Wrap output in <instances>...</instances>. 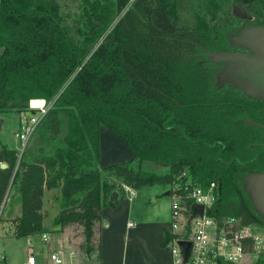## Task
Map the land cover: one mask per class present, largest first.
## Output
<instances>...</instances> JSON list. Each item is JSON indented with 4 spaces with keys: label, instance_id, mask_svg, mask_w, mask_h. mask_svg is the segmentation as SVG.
Instances as JSON below:
<instances>
[{
    "label": "trees",
    "instance_id": "obj_1",
    "mask_svg": "<svg viewBox=\"0 0 264 264\" xmlns=\"http://www.w3.org/2000/svg\"><path fill=\"white\" fill-rule=\"evenodd\" d=\"M79 2L74 15L64 0H0V100L17 98L24 107L31 96L53 99L40 121L47 138L59 130L58 109L68 119L64 145L52 153L40 151L27 161L17 158L16 148L0 147L6 162L0 201L5 194L4 204L13 197L18 202L12 235L41 232V194L56 187L58 229L78 222L83 248H99L96 220L113 186L101 169L88 168L99 152V123L132 148L128 161L102 166L106 173L139 187L169 183L185 167L198 181L218 180L211 205L217 217L237 214L264 223L244 185L249 173L264 171V125L251 121L264 123V99L216 83L202 60L208 44L230 42L244 18L209 23L203 16L200 31H193L177 25L176 0ZM241 2L253 3L264 25V0ZM145 161L167 169H144Z\"/></svg>",
    "mask_w": 264,
    "mask_h": 264
},
{
    "label": "rangeland",
    "instance_id": "obj_2",
    "mask_svg": "<svg viewBox=\"0 0 264 264\" xmlns=\"http://www.w3.org/2000/svg\"><path fill=\"white\" fill-rule=\"evenodd\" d=\"M67 3L68 9L74 15H78L77 5L79 0H64ZM126 6H124L125 8ZM123 8V10H124ZM254 4H245L241 0H176V23L182 27H187L193 31H200L202 27L201 17L204 16L207 22L212 23L214 20H218L221 17H233L234 9L239 12H245L246 16L243 18L242 27L239 31L234 32L230 42L218 43L213 41L209 43L210 50H237L240 53H249V57H223L214 55H206L203 58V69L207 72H211L215 75V82L220 85L230 84L236 86L238 89L248 95L260 96L264 99V34L260 38L262 46L258 45V42H250L249 40L257 39L260 37L259 33L255 32L258 26H262L259 23L257 15H255ZM119 10L113 17V20L109 23V26L116 20V18L122 13ZM73 19V17H69ZM247 26L248 29L246 30ZM244 31H242V30ZM264 33V31H262ZM257 33V34H256ZM242 34V35H240ZM259 42V43H260ZM22 101L13 97H6L0 100V116L4 118L2 128L0 127V147L5 142L8 146H16L18 152H20V158L31 161L34 155L40 151L43 153H52L54 149L59 145V142H63V135L67 128V113L61 109L59 111L60 116V129L56 138L48 139L43 134L38 135L42 131V126L36 125V128L28 135L22 144L18 143V140L13 137V130L16 124L17 114L23 108L21 106ZM42 133V132H41ZM40 133V134H41ZM60 139V140H59ZM134 165L135 162L131 161ZM109 164V163H108ZM164 166L160 163L147 162L141 167L153 170L155 172H164ZM167 167V166H166ZM258 179V180H257ZM260 178L252 179V183L255 186V190L258 196L262 199L264 196V189L260 184ZM245 182V179H244ZM255 182V183H254ZM44 193L43 203L41 205L43 216V224L48 226L55 223L53 217L60 208V196L56 187H46ZM18 212V202L13 197L12 200L3 204L0 212V222L4 225L5 230H0V253L5 254V260H0V264H19L22 257L25 255V243L30 239L32 248L34 251L43 252L49 250V240H41L40 234L24 235L20 237L12 236L13 229V214ZM56 224V223H55ZM253 226L256 228V232L262 237V245L258 250L248 253L241 264H261L260 259L264 257V223L255 220ZM51 229L52 227H42V229ZM58 227H54V229ZM44 229V230H45ZM65 234V239L69 241L66 248L73 247L76 249V257L73 264H95L97 249L86 250L84 249L83 230L80 223L66 224L62 229ZM40 255V254H39ZM45 263H50L48 257L42 259Z\"/></svg>",
    "mask_w": 264,
    "mask_h": 264
},
{
    "label": "crops",
    "instance_id": "obj_3",
    "mask_svg": "<svg viewBox=\"0 0 264 264\" xmlns=\"http://www.w3.org/2000/svg\"><path fill=\"white\" fill-rule=\"evenodd\" d=\"M60 110L57 111L59 121L58 113ZM3 122L4 118H2L0 127ZM99 124V152L97 157H93L92 164L88 168L98 167L101 169V177L113 182L112 188L116 190V196L109 199L108 195L99 207L100 216L96 220L99 248H96L97 260L95 264H171L170 249L167 246V238L172 232L170 228L171 198L167 192L169 183L141 185L132 187V191L121 188L122 178L113 173H106L102 166L114 161H128L131 159L132 148L127 144L122 134L115 132L110 126L108 127L103 123ZM66 126L65 132L68 129V125ZM40 133L38 135L42 136ZM59 145H64V143L60 141ZM14 148L17 149L16 146ZM147 162H142L141 166ZM164 167L166 170L167 167ZM45 189L47 188L44 187L42 193ZM41 196L43 203L44 196L42 194ZM108 200H112V202L109 203ZM64 226L66 225L54 229V227H59L58 224L52 223V225L46 226L42 221L41 227H52L51 229L44 228L50 234L48 239L49 250L56 248L59 242L65 247L68 246L69 241L65 239V234L61 230ZM44 229L41 228V230ZM0 230H5L2 222H0ZM49 250L43 252L36 250L39 262L47 257ZM75 258L67 257L63 264H73Z\"/></svg>",
    "mask_w": 264,
    "mask_h": 264
},
{
    "label": "built area",
    "instance_id": "obj_4",
    "mask_svg": "<svg viewBox=\"0 0 264 264\" xmlns=\"http://www.w3.org/2000/svg\"><path fill=\"white\" fill-rule=\"evenodd\" d=\"M53 99L43 96L28 97L26 105L17 114L14 137L22 144L28 135L39 124ZM20 152L17 150V158ZM121 188L132 191V186L122 182ZM219 182L211 179L208 182L196 180L189 169L181 168L169 182L172 232L167 238L170 249L171 264H241L245 256L258 250L262 245V237L256 232L253 222L244 221L240 215L228 214L217 217L211 205L217 199ZM0 201V212L5 202V194ZM192 202H202L203 213L194 215L187 221ZM206 206L211 211L208 212ZM255 221V220H253ZM41 240L49 239L48 231L39 232ZM32 235V234H27ZM190 238L192 248L184 259L178 239ZM252 246L248 249V241ZM25 255L19 264H46L39 262L36 251L32 248L30 239L25 243ZM76 255V249L66 248L61 242L56 248L48 251L47 257L52 264H63L67 257ZM6 255L0 253V260H5ZM122 264V263H118Z\"/></svg>",
    "mask_w": 264,
    "mask_h": 264
},
{
    "label": "water",
    "instance_id": "obj_5",
    "mask_svg": "<svg viewBox=\"0 0 264 264\" xmlns=\"http://www.w3.org/2000/svg\"><path fill=\"white\" fill-rule=\"evenodd\" d=\"M234 14L238 15V16H242V17L246 16L245 12H239L236 9H234ZM244 27H246V30L248 29L247 26L244 25ZM242 31H244V30H242ZM262 31H264V25L258 26L256 28V30H254V33L255 32L259 33L260 37H257V39H254V40H249V43L254 41L256 43L258 42L259 46H262V44L260 42V38H262V35L264 34ZM240 35H242V34H240ZM204 51H205V53H207L209 55L216 54L218 56L230 57V58L231 57H244L245 58L246 56L249 57V53L243 54V53H240V51L237 52V50L225 51V50H215V49L214 50L204 49ZM1 121H2V117L0 116V124H1ZM251 121H254L255 123L260 124V125H264L263 122L253 120L252 118H251ZM5 165H6V162L0 161V166H5ZM254 178H260L261 182L260 181L259 182H260L262 188L264 189V171H252V173H249L245 177V182H244V185L247 188V190L250 192V194L252 195L255 204L257 205V207L261 210L262 214L264 215V196H262V199L258 196V193L255 190V186L252 183V179H254ZM108 194H109V199L114 198L116 196V190L114 188H112ZM203 205L204 204L202 202H200V203L199 202H192L190 205V208H189L190 214L187 218V221H189L192 216L203 213V211H204ZM206 209L208 212L211 211L209 206H206ZM178 243L181 247L183 257H184V259H186V257L188 256V254L191 251L192 241L190 238H181V239H178Z\"/></svg>",
    "mask_w": 264,
    "mask_h": 264
}]
</instances>
